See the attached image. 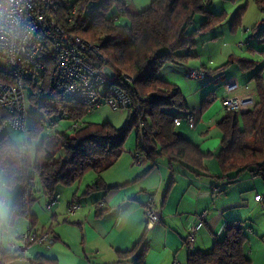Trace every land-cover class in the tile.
I'll list each match as a JSON object with an SVG mask.
<instances>
[{"label": "trees", "instance_id": "1", "mask_svg": "<svg viewBox=\"0 0 264 264\" xmlns=\"http://www.w3.org/2000/svg\"><path fill=\"white\" fill-rule=\"evenodd\" d=\"M57 1L56 17L64 30L96 43L106 64L116 74V83L132 96H147V99L140 104L139 110L134 113L127 111L128 119L120 128L108 123H83L81 119L92 108L83 107L57 91L54 60L51 54H45L41 59L45 67L36 81H26L30 105L39 111L27 132V142L44 133L33 160L9 136L0 134V170L5 174V185L17 188L10 220L30 217L31 190L39 183L50 201L58 186L73 185L88 171H94L98 177L88 189L108 190L109 186L104 184L99 174L121 156L124 141L131 132L135 133V152L151 163L165 158L172 173L181 167L196 176L228 181L235 180L244 172L264 175V63L233 58L241 70H254L251 79L256 80V103L248 110L225 111L217 123L222 131L216 155L220 168L218 176L209 174L203 163L212 153H204L176 131L175 115L169 110H187L188 102L175 84L160 79L157 74L168 61L191 58L187 53L178 55L176 52L190 50L199 36L214 37L215 26L225 21V11L207 10L206 2L210 0H152L141 11L132 9L127 0ZM254 1L264 13V0ZM125 3L127 6L119 11ZM72 6L76 7L75 14L70 13ZM90 6H94L92 17H89ZM244 9L241 6L235 12L230 26L232 30L239 27ZM198 13L203 14V22L193 27ZM251 30L253 36L260 40L258 45H264V19L254 24ZM249 49L264 57V47ZM123 76L132 78V82L122 81ZM209 102L210 98H207L203 105L207 106ZM5 119L10 120V114L0 107V126ZM61 120L70 122L67 129L74 134L59 133L54 131L55 128L49 134L45 132L47 123L57 125ZM73 121H81V124L71 128ZM29 180H33L34 186L28 184ZM173 182L172 177L169 185ZM243 228L241 222L226 225L223 236L215 237L210 250H190L188 264H251L244 254L246 234ZM147 247L143 233L122 256H131L132 264H144ZM20 255L18 250L0 248V264Z\"/></svg>", "mask_w": 264, "mask_h": 264}, {"label": "crops", "instance_id": "2", "mask_svg": "<svg viewBox=\"0 0 264 264\" xmlns=\"http://www.w3.org/2000/svg\"><path fill=\"white\" fill-rule=\"evenodd\" d=\"M127 1L132 9L141 11L152 0ZM254 12L252 22L246 23V14L236 30L230 27L233 18H227L215 26L214 37L199 36L190 50L176 52L178 55L187 53L191 58L168 61L157 73L160 79L175 84L188 102L187 110L169 111L181 119L175 124L178 133L204 153H212L203 160L209 174L220 175L216 155L222 131L217 123L226 113L220 108L222 102L217 97L250 95L256 98V80L251 79L254 70H241L234 60L245 58L264 63V57L249 49L264 47L258 45L260 40L251 30L264 18L256 9ZM230 58L234 59L228 64ZM191 69L203 70L205 78H188L186 74ZM230 83L234 87L228 92L226 86ZM207 98L210 102L204 106ZM186 112L194 114V127L184 119ZM127 114V110H113L102 104L90 109L81 120L120 128L122 122L127 121ZM61 123L67 121L61 120L57 125ZM135 147L136 143L124 144L121 156L100 172L99 177L109 186L108 190H89L98 175L88 171L75 184L58 186L55 190L58 202L50 206L40 183L36 184L31 190L33 200L29 206V218H33V222L25 217L10 220L17 188L5 185V174L0 170V205L3 206L0 248L21 253L6 264H132L131 256L124 257L122 253L131 249L143 233L148 242L144 264H172L173 261L188 264L191 249L210 250L215 237L223 236L226 225L237 222L243 223L246 234V258L251 264H264V175L244 172L228 181L196 176L181 167L172 173L163 157L152 163L149 160L134 163ZM172 177L174 182L169 185ZM255 195L262 199L256 201ZM150 198L161 218L148 230L144 209ZM72 202H78L80 207L75 214L69 215L67 210ZM202 211L206 212L204 219L189 249L185 243L189 224L194 215ZM42 229L51 232L54 239L51 245L25 242L30 230Z\"/></svg>", "mask_w": 264, "mask_h": 264}, {"label": "built area", "instance_id": "3", "mask_svg": "<svg viewBox=\"0 0 264 264\" xmlns=\"http://www.w3.org/2000/svg\"><path fill=\"white\" fill-rule=\"evenodd\" d=\"M65 6L67 3L64 4ZM125 3L119 11H123ZM94 6L88 7L89 17L94 14ZM57 0H0V107L10 114V122L16 128L24 131L26 119L30 113L28 85L26 81L35 82L44 69L41 59L45 54H51L54 60L57 91L63 96L73 99L83 107L94 108L99 105L110 106L113 110H127L134 113L145 102L147 96L134 97L116 83V74L106 64L99 46L91 43L77 34L67 33L58 23L56 14ZM71 14L76 13V7L69 8ZM70 21V18H68ZM188 78H205L203 70L191 69ZM124 82L130 84L132 78L123 76ZM233 84L226 86L229 92ZM225 111H244L255 106L256 99L250 95L229 96L220 98ZM186 122L193 126L195 116L190 112L184 114ZM180 118L174 119L179 124ZM141 123V121H140ZM81 121H73L71 128H77ZM56 127L54 122L45 125L49 134ZM194 127V126H193ZM27 140L24 144L26 148ZM134 163L145 161V157L134 152ZM34 186L33 180H29ZM216 188L215 190H218ZM59 195L55 194L49 205L58 202ZM256 201L262 196L255 195ZM78 202H72L68 214L73 215L79 208ZM204 211L194 215L189 224L185 243L192 248L195 232L201 227L205 216ZM145 227L150 230L160 222V214L155 202L150 198L144 209ZM51 232L30 230L25 236L27 244L51 245ZM172 264H179L173 261Z\"/></svg>", "mask_w": 264, "mask_h": 264}, {"label": "rangeland", "instance_id": "4", "mask_svg": "<svg viewBox=\"0 0 264 264\" xmlns=\"http://www.w3.org/2000/svg\"><path fill=\"white\" fill-rule=\"evenodd\" d=\"M244 6V12L242 15V18L244 17V15H246V23H251L252 20L255 17V12L254 9H256V11H259V13L261 14L262 18H264V13L260 12V10L258 9L256 3L254 0H210V2H206V9L211 11V12H220V11H224L228 14L226 15L225 20H227V18L229 20H231L234 15L235 12L238 11L239 7ZM204 16L201 13H198L195 15L194 17V21H193V27H198V25L201 23V21L203 20ZM242 18L240 20L239 23V27L238 29L241 27V21ZM260 22V21H259ZM250 27H252V25H250ZM255 37V35H254ZM257 38V37H255ZM262 78H264V75H262ZM223 96L219 95V97H217V100H219V98H221ZM220 101V100H219ZM220 104V102H218ZM29 104H30V100H29ZM220 108L222 110L223 106H220ZM30 113L27 116L26 119V128L24 131H21L20 129L16 128L15 126H13V124L10 122L9 119H5L2 122V125L0 126V134H6L7 136H9L11 138V140L17 145L18 148L24 150V152H26L27 150L29 151V158L31 160H33L34 158V154H35V150L37 148V144L41 138L42 135H44V133H41L40 137H38L36 140H31L30 142H28L29 144L27 145V149L24 147V144L28 138L27 132L29 130V128L32 126L33 121L36 119V117L39 115V111L35 110L31 105H29V109ZM127 119V118H126ZM66 122V121H65ZM126 121L122 122V124L120 126H122ZM70 122L67 121V123H61L60 126H56L55 130L56 132L61 133L62 131H66L67 133L74 134L73 132H71L70 130L67 129V127L69 126ZM66 127V128H65ZM125 145H129L130 143H133V145H135V133L131 132L128 134V136L126 137L125 141H124Z\"/></svg>", "mask_w": 264, "mask_h": 264}, {"label": "clouds", "instance_id": "5", "mask_svg": "<svg viewBox=\"0 0 264 264\" xmlns=\"http://www.w3.org/2000/svg\"><path fill=\"white\" fill-rule=\"evenodd\" d=\"M2 208H3V206H2V205H0V212H2Z\"/></svg>", "mask_w": 264, "mask_h": 264}]
</instances>
